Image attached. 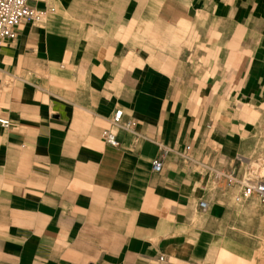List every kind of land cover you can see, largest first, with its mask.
<instances>
[{
    "label": "crops",
    "instance_id": "crops-1",
    "mask_svg": "<svg viewBox=\"0 0 264 264\" xmlns=\"http://www.w3.org/2000/svg\"><path fill=\"white\" fill-rule=\"evenodd\" d=\"M30 5L0 46V264H264L236 200L264 163V0Z\"/></svg>",
    "mask_w": 264,
    "mask_h": 264
},
{
    "label": "built area",
    "instance_id": "built-area-1",
    "mask_svg": "<svg viewBox=\"0 0 264 264\" xmlns=\"http://www.w3.org/2000/svg\"><path fill=\"white\" fill-rule=\"evenodd\" d=\"M37 0H0V46L5 41H13L18 36V29L23 22L35 21L39 18L37 11L31 7V2ZM123 112L118 111L112 119V123L116 126H120L125 130H132L133 124L128 122L122 124L121 120ZM0 124L4 128H10L11 123L7 119H0ZM103 138L105 142L111 146L118 147L119 141L116 134L111 130L103 132ZM189 150V148H187ZM162 169V163L157 160L153 164V170L160 172ZM217 178L222 177V174H216ZM238 180L234 176L228 177V185L231 186L237 183ZM243 186L241 196L236 200H248L253 197H257L260 200L262 206H264V179L253 178L240 182ZM207 203L201 202L200 207L205 210L207 209Z\"/></svg>",
    "mask_w": 264,
    "mask_h": 264
},
{
    "label": "rangeland",
    "instance_id": "rangeland-1",
    "mask_svg": "<svg viewBox=\"0 0 264 264\" xmlns=\"http://www.w3.org/2000/svg\"><path fill=\"white\" fill-rule=\"evenodd\" d=\"M253 173L256 176L264 179V163L262 162L259 165H254L253 166ZM252 202L255 203V206H254V209H255L254 212L255 213L254 214H255L256 218L258 217L260 219V222H261V220L264 219V206L261 205L260 200L257 197H253ZM252 226L257 228L259 226V222L258 223H257V221L253 222Z\"/></svg>",
    "mask_w": 264,
    "mask_h": 264
}]
</instances>
